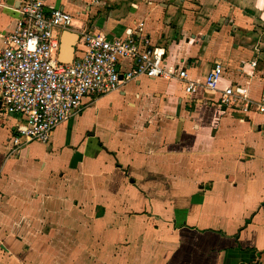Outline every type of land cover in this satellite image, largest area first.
I'll return each instance as SVG.
<instances>
[{
  "label": "crops",
  "instance_id": "1",
  "mask_svg": "<svg viewBox=\"0 0 264 264\" xmlns=\"http://www.w3.org/2000/svg\"><path fill=\"white\" fill-rule=\"evenodd\" d=\"M83 30L130 33L221 89L264 84V0H45ZM21 0H0V47ZM73 62V61H72ZM122 71L131 61L121 60ZM139 75L16 147L0 106V264H264V115Z\"/></svg>",
  "mask_w": 264,
  "mask_h": 264
},
{
  "label": "built area",
  "instance_id": "2",
  "mask_svg": "<svg viewBox=\"0 0 264 264\" xmlns=\"http://www.w3.org/2000/svg\"><path fill=\"white\" fill-rule=\"evenodd\" d=\"M73 24L72 16L61 7H51L45 0H21L15 27L0 47V106L24 120L12 140L16 147L34 140L48 143L85 97L108 95L143 74L177 78L188 95L215 94L214 101L220 105H242L245 111L264 115V84L258 99L251 98L243 85L221 89L224 66L220 61L204 80H192L185 68H169L165 50L148 37L130 33L124 39H109L83 30L73 62H60L62 32ZM122 59L131 61L128 70L122 71Z\"/></svg>",
  "mask_w": 264,
  "mask_h": 264
},
{
  "label": "water",
  "instance_id": "3",
  "mask_svg": "<svg viewBox=\"0 0 264 264\" xmlns=\"http://www.w3.org/2000/svg\"><path fill=\"white\" fill-rule=\"evenodd\" d=\"M76 35L69 30H64L61 35L59 61L63 63H71L74 57Z\"/></svg>",
  "mask_w": 264,
  "mask_h": 264
}]
</instances>
